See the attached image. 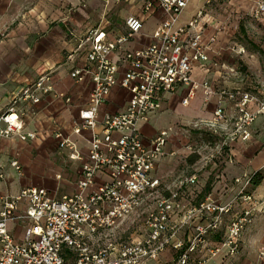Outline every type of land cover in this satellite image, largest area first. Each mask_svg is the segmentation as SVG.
Wrapping results in <instances>:
<instances>
[{
  "label": "built area",
  "instance_id": "built-area-1",
  "mask_svg": "<svg viewBox=\"0 0 264 264\" xmlns=\"http://www.w3.org/2000/svg\"><path fill=\"white\" fill-rule=\"evenodd\" d=\"M102 1L105 6L110 3ZM137 1L143 3L145 12L158 8L167 15L153 41L145 47H125L143 29L142 20L136 17L128 18V31L114 39L108 38L102 22L84 34L70 29V36L78 43L68 60L73 61L81 51H85L87 59L86 66L74 68L71 77L82 82L89 76L93 83L88 105L81 110L73 130L74 135L92 131L78 190L57 198L45 187H27L15 196L2 197L0 264H147L160 262L168 249L175 252L170 264H208L220 255L235 257L240 252L244 230L264 205V198L249 191L251 177L234 180L241 187L229 201L214 193L197 203L188 200L185 191L196 184V174L160 196L164 188L155 171L167 156L172 129H161L146 142L142 125L162 112L165 94L187 86L190 90L184 104H188L189 98L202 88L207 97L219 96L214 117L206 123L214 132L225 130L221 125L229 120L224 100L238 104L235 129L226 133L216 151L222 155L229 142L250 139L249 127L264 113V99L246 91H217L209 81L193 79L194 68L209 71L208 52L216 41L213 36L206 42L203 30L198 29L204 10L189 23L179 25L191 0ZM251 15L256 19L264 15V0L256 1ZM52 82L53 72H45L13 96L10 106L0 115L1 138L36 139L35 132L25 131L24 123L28 115L35 113L34 108L50 96L72 102L71 97L56 92ZM118 85L131 94L125 109L101 116V107ZM251 102L256 104V111L247 109ZM55 137L60 147L75 149L70 136L56 131ZM71 158H77L75 153ZM215 158L213 154L209 161ZM11 165L21 172L17 159ZM152 200L154 208L146 213L143 222L144 235L131 240L116 238L121 224ZM23 202L27 203L25 210L21 208ZM21 223L24 237L19 241L10 226ZM214 235H220V239L211 243L209 239ZM203 253L208 257L204 258Z\"/></svg>",
  "mask_w": 264,
  "mask_h": 264
},
{
  "label": "crops",
  "instance_id": "crops-1",
  "mask_svg": "<svg viewBox=\"0 0 264 264\" xmlns=\"http://www.w3.org/2000/svg\"><path fill=\"white\" fill-rule=\"evenodd\" d=\"M109 1V5L105 6L102 0H0V115L7 110L13 96L23 86L35 82L48 71L53 72L54 90L72 99L71 103H67L63 97L50 96L34 108L35 113L28 115L24 123L25 131L35 132L36 139L25 141L19 137H0V175L4 173V177H0V211L1 198L15 196L23 188L45 187L57 198L78 190L92 131L74 135L73 130L76 121H79L81 110L88 105L93 83L89 76L82 82H76L71 77L74 68L86 66L87 59L85 51H81L73 61L68 60L69 54L78 43L70 36V29L74 28L84 34L102 22L108 38L114 39L118 34L128 31V18L136 17L142 20L143 29L125 47L138 49L153 41L155 31L167 18L158 8L145 12L143 3L137 0ZM208 1L191 0L180 16L179 25L189 23L199 11L205 10ZM222 1L224 2L211 1L214 9L204 14L198 27L203 30L206 42L216 36V41L211 44L208 52L211 59L210 69L207 71L196 67L192 77L197 82L209 81L217 91L233 88L234 91L245 92L237 84L231 83L236 82V78L226 75L221 69V66L229 65L225 59L231 49L229 33L224 30L217 31V23L222 17L218 11L222 7ZM256 1L228 0V3L224 2L229 4V9L225 11H253ZM72 8L75 10H71ZM189 90L187 86H180L176 92L165 94L162 112L149 123L142 125L146 142L159 130L172 129L166 147L167 156L155 171L166 194L172 188V180L176 177V154L185 152L181 148L185 144L183 131L192 123L211 121L218 105V94L207 97L202 88L196 91L194 97L189 98L188 104H184ZM130 97L127 89L120 85L114 87L101 107V116L123 111ZM223 106L229 120L221 128H226L227 133L235 129L234 117L238 113V104L225 99ZM247 109L253 112L257 106L251 102ZM249 130V140L237 139L229 142L228 149L218 157L224 163L219 169H216L218 165L215 163L211 172L202 167L191 175L181 177L187 178L194 174L198 176L196 184L188 186L185 191L188 200L197 203L209 193H214L223 201L232 200L241 187L240 183L234 182L236 178L246 175L251 177L258 171L264 172V113L257 117ZM56 131L70 136L75 149L60 147L55 137ZM73 153L77 156L76 159L71 158ZM15 159L22 166L20 173L11 165V161ZM209 185L211 189L207 191ZM252 193L264 198V179ZM26 206L27 203L23 202L22 210ZM260 208L242 234L240 252L235 257L220 255L211 259L208 264H264V256L261 257L264 252V205ZM23 226L22 223L10 226L19 241L24 237ZM219 239L220 235H214L209 240L214 243ZM202 256L206 258L208 253H203ZM174 258L175 252L168 249L161 255L160 262L149 261L147 264H170ZM71 264L74 263L71 261Z\"/></svg>",
  "mask_w": 264,
  "mask_h": 264
},
{
  "label": "rangeland",
  "instance_id": "rangeland-1",
  "mask_svg": "<svg viewBox=\"0 0 264 264\" xmlns=\"http://www.w3.org/2000/svg\"><path fill=\"white\" fill-rule=\"evenodd\" d=\"M224 2L228 3V0ZM224 2L220 3L222 7L218 10L222 17L217 23L219 27L217 31L224 30L229 33L231 49H229L227 58H224L230 66H221V69L226 75L237 79L236 82L232 81V84H237L236 86L242 90L264 99V15L256 19L251 15L250 10L227 12L225 10L229 9V4ZM211 4L212 2L206 4L204 14L214 9ZM226 131L214 132L206 123H192L186 127L183 131L185 144L181 147L185 152L176 154L174 166L176 177L172 180L170 189H174L184 179L181 177L195 173L196 169L204 167V170L211 172L215 163L218 165L216 169L224 164L221 159H218L220 155L216 154V151L225 140ZM227 149L228 146L224 152ZM213 154L217 158L209 161ZM192 160L194 162H191ZM163 195L165 194L161 191L160 196ZM153 202L154 200L150 201L148 206L127 218L116 230V238L123 236L124 240H131L142 237L145 233L144 218L146 213L154 208Z\"/></svg>",
  "mask_w": 264,
  "mask_h": 264
},
{
  "label": "trees",
  "instance_id": "trees-1",
  "mask_svg": "<svg viewBox=\"0 0 264 264\" xmlns=\"http://www.w3.org/2000/svg\"><path fill=\"white\" fill-rule=\"evenodd\" d=\"M264 179V172L258 171L251 175V189L250 192H253V190L260 185L262 180ZM211 189L210 185L207 187V191ZM206 191V192H207Z\"/></svg>",
  "mask_w": 264,
  "mask_h": 264
}]
</instances>
